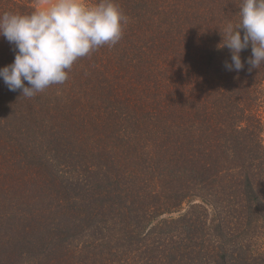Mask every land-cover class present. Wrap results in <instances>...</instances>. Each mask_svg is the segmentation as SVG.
I'll use <instances>...</instances> for the list:
<instances>
[{
  "label": "trees",
  "instance_id": "obj_1",
  "mask_svg": "<svg viewBox=\"0 0 264 264\" xmlns=\"http://www.w3.org/2000/svg\"><path fill=\"white\" fill-rule=\"evenodd\" d=\"M241 2L117 0L122 39L65 83L0 80V264H264V65L217 47Z\"/></svg>",
  "mask_w": 264,
  "mask_h": 264
},
{
  "label": "clouds",
  "instance_id": "obj_2",
  "mask_svg": "<svg viewBox=\"0 0 264 264\" xmlns=\"http://www.w3.org/2000/svg\"><path fill=\"white\" fill-rule=\"evenodd\" d=\"M128 17L117 0H41L32 11L0 13V37L14 52L0 67V80L10 91L35 97L52 85L63 84L73 64L104 45L115 46ZM241 30L243 35H241ZM218 48L227 47V71L239 73L247 63L251 72L264 65V0H242L239 21L223 26ZM251 46L242 62L241 52Z\"/></svg>",
  "mask_w": 264,
  "mask_h": 264
},
{
  "label": "rangeland",
  "instance_id": "obj_3",
  "mask_svg": "<svg viewBox=\"0 0 264 264\" xmlns=\"http://www.w3.org/2000/svg\"><path fill=\"white\" fill-rule=\"evenodd\" d=\"M39 2H41V0H35L34 1V6H36Z\"/></svg>",
  "mask_w": 264,
  "mask_h": 264
}]
</instances>
